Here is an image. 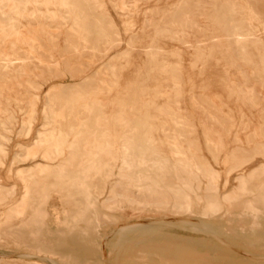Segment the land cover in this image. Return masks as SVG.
Segmentation results:
<instances>
[{"label": "rangeland", "instance_id": "374dc122", "mask_svg": "<svg viewBox=\"0 0 264 264\" xmlns=\"http://www.w3.org/2000/svg\"><path fill=\"white\" fill-rule=\"evenodd\" d=\"M14 1L20 7L17 10V14L11 12V2H6L4 8L5 11L8 12L9 19H4L2 23L0 22V36L5 38L7 35L4 40H0V55L2 56L0 59V74H2V72L6 74L0 75L2 78L4 76L2 80L0 79V82L3 83L2 88H0V113H2L0 114V184L7 189L13 190V200L21 198L23 190V186L21 185L22 183L16 176L17 169L30 165L34 166L35 164H44L45 162L50 161L45 160L42 156L44 152L52 147L54 143L62 140V135L60 137L57 134V137L52 136V134L55 135L54 133L56 132L54 131L56 129L62 127L61 129H63L66 134L63 135L64 139L62 144L58 146V148H60L57 149V152L55 153L56 155L54 154V158L49 163L58 164L60 161L63 162L66 160L69 155V158H73L75 160L87 159L88 161L94 158H101L105 160L108 158L112 159L113 157L112 175L108 177L110 181L116 179L120 172L124 173V171H121L119 167L122 160L121 158L126 156L125 153L128 151H126L127 148L125 144L132 139H139L141 140L140 142L144 144L143 148L146 149V151L155 147L154 149L160 151L162 156L172 165V169H166L165 174L171 175L173 172H176L180 178L182 177L181 179H186V181L190 180L191 186L194 188L195 192L191 195L192 203L194 206L196 205L197 210L199 209L196 212L197 215H195L196 219L200 221H207L209 219L210 221L208 220V225L210 231L207 232L204 228L199 231H192L190 224H184L182 227L177 220V222L175 220L170 222L164 221L165 218L161 215L143 213L136 216H127L123 215L121 212L115 211L113 214L120 218L119 223L105 225L100 230L101 237L99 241L103 244L104 254H107L108 252L107 247L109 241L120 237L119 234L111 235L113 231L117 230L119 225L123 223H136L140 226L139 230L131 233L132 235H127L124 242L126 244L136 241L135 243L138 244V242L142 243L141 241L144 240L143 243L147 242V245L145 244L147 247L144 246V244L140 246H143L141 248L146 247V249L144 248L146 252L149 249L152 250L151 248L153 247V251L157 248V251L154 252L161 253L163 251L162 249H164L168 243L172 244L171 240H176L173 244H177L180 248H178L177 245H175V248L170 246L172 250L174 248V250L176 249V253H180L177 249H180V251L184 249L182 251L183 253H181L186 257H189V255L192 256L193 253H197L193 255L196 258L190 256V259L193 261L197 260V258H203L207 254L205 245H213L218 247H216V249L219 250L218 254L223 253L226 255V253H228L233 261L248 262V260H250L253 264H258L262 253L257 250L253 251V249L246 248L245 244L242 243L238 236L235 234V236L232 235L233 233L231 234L230 231L227 230V222L224 218H220V216L219 218L211 216H209L210 218H207L208 216L206 217L204 214V216L202 215L200 211H202V209L204 211L206 205L203 200V194L206 195L208 193L205 191L206 181L201 177L192 179V177H190L189 170H187V166L191 163L193 164L194 160L197 159L196 156H198V158L204 157L211 167L215 168L214 170L219 175L218 195L221 197L229 193L230 190L235 187V176H237L238 173L239 175L242 173H249L259 167L261 168L262 165V168H264V153L256 154L255 157L251 159L252 161L250 160L245 163L236 171H229V174L227 167L224 164L229 153H243V151L244 153H247L252 150L254 146H260L264 149V108L262 107L264 103V0H228L229 2L227 0H82L83 2H81V0H68L71 4L79 5L82 8L81 15L86 20V23H88L87 26L89 25L88 28L84 26V29L86 28L85 30L82 28V30L79 31L75 30V26L73 25V16L70 15L66 9V13L64 12V14H62L64 10H60L62 8L54 4L51 7L53 10L51 8L49 10L51 17L50 15L48 17L47 11L45 12L44 10L45 8L40 2H37L35 3V5H37L35 6L34 12L35 17L33 16V18H36V20L39 18V21L45 22L44 31L42 33L38 31L39 25H37V27L30 26L27 23V19H24L26 17H22V15L26 12H22L21 7L26 8V5L28 6L29 4V0ZM87 1L92 2L89 4ZM222 1L224 3H222ZM219 4L221 5L219 6ZM186 7L189 9H186ZM233 7L235 8L233 9ZM184 9L189 11L186 12ZM227 9L229 10L227 11ZM177 10H179L178 14H176ZM39 12L42 13L40 14ZM61 14L63 16H61ZM179 14L181 15L179 16ZM183 14L185 17H182ZM234 16L235 18H233ZM158 17L160 18L159 21ZM45 19L46 21L48 20L47 23ZM227 19L228 21H225ZM94 21H97L100 24H98L99 29L105 31L106 28L108 29V26L111 25L115 32H106L104 35H100L98 37L100 40L96 39L91 28V24H93ZM13 22H17L18 24L16 23V25L14 23V25ZM50 22L52 25H50ZM102 23L106 28L102 26ZM48 24L51 27L48 26ZM176 24L177 27H174ZM125 26L127 28H125ZM152 26L158 30H155ZM6 27L8 30L12 27V29L9 30L10 33ZM186 27L187 30L185 29ZM70 28L71 30H69ZM87 29L89 31H87ZM70 32L71 34H69ZM154 32L156 34H154ZM248 32L250 34H248ZM82 33H85L86 35L82 36ZM49 34L53 38L52 44L56 41V49L51 48L50 54L52 59L55 60L57 64H48L49 67L45 63L34 64V72L30 73V70L20 76L18 75L19 77L14 75L8 76L11 75L9 68L14 67V62L8 58L6 59V57L2 55V52L11 55V52L20 51L22 48L24 51H29V49L26 48L27 42H29L32 38H41L45 41ZM57 35L59 37H57ZM1 37L0 39H2ZM233 38H235V40ZM237 38L239 40H237ZM241 38H243V40ZM147 39L151 41L149 42ZM74 40L75 42H73ZM85 40L88 42V45L86 43L84 45ZM147 42L148 44H146ZM10 43H13V45ZM8 45L9 48H11L10 52ZM47 51L48 50H44V53L46 54ZM239 52L243 54H240ZM102 56H104V58ZM234 58H236V61ZM151 60H153V62H151ZM68 61L71 62L69 63ZM29 63L30 61L28 62V66L31 65ZM105 64L107 66L109 65L108 67L110 68L105 66ZM4 65H7L8 67H4ZM102 67H104V78L106 75H109L111 71L112 73L115 71V74L118 75L119 78L114 76L113 73V75L111 74L112 78L115 77L116 79L114 78L111 80L114 82L101 80L102 71L98 68ZM177 68H179V71ZM67 69L70 70L67 71ZM144 69L146 71V75L148 76L144 75ZM97 70H99L98 73H96ZM74 74L76 75L74 76ZM93 75H97L98 77ZM11 77H17V79L15 80ZM141 77L143 78V87L142 91H140L142 95L132 87L128 89V85H137V82L139 81L138 78L140 79ZM175 81L178 83V88L176 87L177 83ZM19 82L24 83V92L22 90L19 92L15 91V84ZM35 85H37L39 89ZM99 85H102L103 87ZM106 88L108 90H106ZM114 88L117 89L115 90ZM131 89L133 90V93L129 92ZM154 92H157V94ZM3 93L5 95H3ZM28 94L30 96H28ZM117 94L118 96H116ZM176 94L179 96L177 100ZM129 95H131L130 97L135 95V97H132L134 98L132 106L128 102ZM18 96L19 98L16 99ZM151 96L152 98L154 96L155 97L152 99ZM252 96L253 98L260 97L258 104H254L250 100ZM72 97L75 99L71 101V99H73ZM32 99L34 100L32 101ZM2 100L5 101L3 102ZM52 100H54V102ZM118 100H122V103L119 104ZM201 100L205 102L202 104ZM206 103H209L208 105L211 108ZM25 104L28 106H25ZM123 106L124 108H122ZM104 107L105 110H103ZM148 107L150 108L148 109ZM100 113L104 114V116ZM124 113L126 116L123 115ZM95 115H97L96 118ZM49 117L53 121H51ZM139 117H142V120H145L146 123L143 124L141 119V122L138 123ZM162 117H164V119ZM103 118L106 122L103 121ZM155 119H157V121ZM94 121L96 125L93 123ZM163 121L166 122L165 125L168 123V127H165L164 123H161ZM160 125H164V127L160 128ZM1 126L3 128H1ZM175 126L180 127L176 128ZM149 127H151L150 130ZM155 128L156 132H154ZM173 128L176 129L173 130ZM149 131L152 135L154 133L155 137H152ZM167 131L170 134L172 133L171 136ZM177 132L179 133L177 134ZM186 132L189 133L187 134ZM92 133L93 135H91ZM142 133L145 134L143 135ZM159 133L164 136L159 135ZM174 135L176 137H174ZM204 135H206V138ZM156 137L158 138L155 139ZM182 138H186V140H183ZM190 140L192 141L190 142ZM208 140L212 146L211 144H208ZM95 141H98V143ZM157 141H159V143H156ZM72 142L78 143L81 149L74 152L76 147L74 146L75 149L72 147ZM180 143L183 144L185 149L184 151ZM36 144H38V147ZM171 145L173 147H171ZM93 146L95 148L94 150L92 149ZM169 147L171 149H169ZM217 147L219 150L215 149ZM85 148L86 150H84ZM173 148L175 150H173ZM91 149L94 152H92ZM122 150H124V152H122ZM33 151L36 152L33 157L28 154L25 156L23 155L24 153H31ZM96 151L98 152L96 153ZM187 151L190 153H187ZM89 152H91V154ZM211 152L214 154L213 158V155H210ZM73 153L75 155H73ZM116 153L119 155L117 156ZM109 154L112 156H109ZM113 154L115 155V158ZM74 156H76L77 159ZM176 156H179V158ZM14 157L19 159L16 160ZM188 157H190V161L185 160L189 159ZM191 160H193V162ZM175 161L177 163H175ZM181 170L184 171L182 172ZM199 179L200 181H197ZM106 190L107 188L104 193L99 196L100 200L105 197ZM60 195V193L53 191L44 203L45 210L52 216V222L47 225L48 231L43 233V236H41L42 242L45 244L51 243V240L54 237V230L60 226L61 220L59 219H62V214H59L62 212L61 207L63 206ZM196 197L201 199H198L197 201ZM8 205H10V200L0 203V213H2ZM121 215L122 217H126L122 219ZM214 219L216 221H214ZM149 221H151L152 224L148 223ZM141 225L143 226L141 227ZM51 227L54 229L52 230ZM0 235H2L3 238L5 237L3 234ZM25 235L26 234H22L23 237ZM164 236L172 238H169L171 240L168 242V240L166 241V239H164ZM148 241L152 244L148 245ZM2 242L3 241H0V243ZM153 242L155 243L153 244ZM150 245L156 246L150 247ZM148 246L150 248H148ZM158 247H161L160 250H158ZM13 248L12 244H9L7 247L0 245V263L8 264L7 261L10 263L12 261L15 262L12 264H59L52 260L54 258L52 256L50 259L45 255L38 256L35 254H28L24 250L17 251V249ZM190 248L194 249L190 250ZM122 251V249L121 251H116V255H119ZM221 251L224 252L221 253ZM150 253L148 252L149 255H151ZM199 254L202 255L200 256ZM120 257L121 256H118L119 260H115L116 258L113 260V257L104 255L102 257V264H137L135 257L134 259L131 257L129 258V256L125 258ZM157 259L158 257H150L149 260L156 262ZM239 259L241 261H239ZM42 261L44 263H42ZM115 261H117V263ZM260 264L264 263L260 262Z\"/></svg>", "mask_w": 264, "mask_h": 264}, {"label": "bare ground", "instance_id": "6f19581e", "mask_svg": "<svg viewBox=\"0 0 264 264\" xmlns=\"http://www.w3.org/2000/svg\"><path fill=\"white\" fill-rule=\"evenodd\" d=\"M24 1V0H23ZM128 1V0H125ZM192 1V0H191ZM190 1V2H191ZM196 1V0H195ZM198 1V0H197ZM200 1V0H199ZM228 1V0H227ZM6 2H11V12L17 14V10L20 8L14 0H0V22L4 19H9L8 17V12L5 11V4ZM40 2L41 5L45 8V12L47 11V16L51 17V14L49 12L50 8L55 4L57 6H60L66 13L65 9L68 11L70 15L73 16V21H74V28L75 30H82L84 29V26L86 28L89 27L87 26L88 23H86V20L84 17L81 15L82 14V8L79 5L71 4L68 2V0H29L28 6L26 5V8H22V12H26L25 14L22 15L25 16L27 19V23L30 26H36L39 25V32L42 33L44 31V24L45 22H41L36 18L34 19V12H35V3ZM80 2V1H79ZM81 2H83L81 0ZM88 2V1H87ZM92 2V1H91ZM91 2H88L89 4ZM186 2V1H185ZM189 2V1H188ZM229 2V1H228ZM85 3V1H84ZM83 3V4H84ZM182 3V2H181ZM222 3H224L222 1ZM236 3V2H235ZM97 4V3H96ZM99 4V3H98ZM189 4V3H188ZM187 4V5H188ZM201 4V3H200ZM204 4V3H203ZM25 5V4H24ZM40 5V4H38ZM183 5V4H182ZM221 4H219L220 6ZM228 5V4H227ZM185 6V5H184ZM191 6V5H190ZM189 6V7H190ZM237 6V5H236ZM38 8V7H36ZM85 8V7H84ZM88 8V7H86ZM184 8V7H182ZM219 8V7H218ZM235 7H233L234 9ZM53 10V8H51ZM56 9V8H55ZM120 9V8H119ZM186 9H189L186 7ZM184 9V11H186ZM38 10V9H37ZM89 10V9H88ZM94 10V9H93ZM98 10V9H97ZM193 10V9H191ZM220 10V9H218ZM226 10V9H225ZM229 9H227L228 11ZM236 10V9H235ZM234 10V11H235ZM41 11V9H40ZM58 11V10H57ZM179 11V10H177ZM187 10L186 12H188ZM224 11V10H223ZM237 11V10H236ZM9 12V13H11ZM55 12V11H54ZM60 12V11H59ZM129 12V11H128ZM192 12V11H190ZM233 12V10H232ZM21 13V12H20ZM40 13V12H39ZM42 13V12H41ZM40 13V14H41ZM61 13V12H60ZM179 13V12H178ZM184 13V12H183ZM219 13V12H218ZM236 13V12H235ZM12 14V13H11ZM14 14V15H15ZM59 14V13H57ZM61 14V16H63ZM20 15V14H19ZM37 15V13H36ZM85 15V14H84ZM100 15V14H99ZM181 14H179L180 16ZM223 15V14H222ZM41 16V15H40ZM45 16V15H43ZM55 16V15H54ZM66 16V15H65ZM64 16V17H65ZM71 16V17H72ZM92 16V15H91ZM184 14L182 15V17ZM227 16V15H226ZM231 16V14H230ZM18 17V16H17ZM35 17V16H34ZM57 17V16H56ZM55 17V18H56ZM97 17V16H96ZM160 17V16H159ZM158 17V21L159 18ZM185 17V16H184ZM44 18V17H43ZM68 18V17H67ZM70 18V16H69ZM106 18V17H104ZM156 18V17H155ZM162 18V17H161ZM164 18V17H163ZM178 18V17H177ZM192 18V17H191ZM190 18V19H191ZM232 18V16H231ZM235 18V16L233 17ZM22 19V18H21ZM49 19V18H48ZM59 19V18H58ZM62 19V18H61ZM165 19V18H164ZM15 20V19H14ZM17 20V19H16ZM23 20V19H22ZM43 20V19H42ZM56 20V19H55ZM156 20V19H155ZM162 20V19H161ZM160 20V21H161ZM185 20V19H184ZM194 20V19H193ZM46 21V19H45ZM48 21V20H47ZM46 21V23H47ZM52 21V19H51ZM59 21V20H58ZM90 21V20H89ZM103 21V19H102ZM156 21L157 23H159ZM163 21V20H162ZM161 21V22H162ZM181 21V20H179ZM195 21V20H194ZM225 21H228L225 20ZM224 21V22H225ZM18 22V20H17ZM16 22V23H17ZM24 22V20H23ZM26 22V20H25ZM175 22V20H174ZM231 22V21H230ZM15 22H13L14 24ZM15 23V24H16ZM51 23V22H50ZM68 23V22H67ZM105 23V22H103ZM102 23V26H103ZM228 23V22H227ZM14 24V25H15ZM18 24V23H17ZM16 24V25H17ZM54 24V22H53ZM59 24V23H58ZM72 24V23H71ZM98 22L94 21L93 24H91L92 31L94 32L95 38L98 39L100 35H104L106 32H115L113 27L111 25L108 26V29L106 30H101L98 28ZM107 24V23H106ZM20 25V24H19ZM52 25V23L50 24ZM48 24V26H50ZM63 25V24H62ZM100 25V24H99ZM181 25V24H180ZM239 25V23H238ZM21 26V25H20ZM60 26V25H59ZM162 26V25H161ZM14 27V26H13ZM18 27V26H17ZM51 27V26H50ZM56 27V26H55ZM61 27V26H60ZM72 27V25H71ZM154 28V26H152ZM151 27V28H152ZM171 27V26H170ZM177 27V24L176 26ZM183 27V26H182ZM232 27V26H231ZM241 27V26H239ZM238 27V28H239ZM7 28V27H6ZM5 28V30H6ZM10 28V27H9ZM58 28V27H56ZM85 28V29H86ZM125 28H127L125 26ZM2 29V28H1ZM12 29V27L10 28ZM9 29V30H10ZM84 29V30H85ZM155 29V28H154ZM178 29V28H176ZM175 29V30H176ZM187 30V27L185 28ZM241 29V28H240ZM8 30V28H7ZM6 30V31H7ZM8 30V31H9ZM71 30V28L69 29ZM126 30V29H125ZM150 30V29H149ZM158 30V29H155ZM238 30V29H237ZM7 31V32H8ZM87 31H89L87 29ZM153 31V30H152ZM231 31V30H230ZM239 31V30H238ZM58 32V31H56ZM135 32V31H134ZM147 32V31H146ZM180 32V31H178ZM245 32V31H244ZM247 32V31H246ZM10 33V31H9ZM47 33V32H46ZM151 33V32H150ZM177 33V32H176ZM230 33V32H229ZM237 33V32H235ZM48 34V33H47ZM46 34V35H47ZM57 34V33H56ZM71 34V32L69 33ZM83 34V33H82ZM91 34V32H90ZM111 34V33H110ZM154 34H156L154 32ZM179 34V33H178ZM181 34V33H180ZM246 34V33H245ZM248 34H250L248 32ZM55 35V34H54ZM59 35V34H58ZM57 35V37H59ZM79 35V34H78ZM86 35L85 33L82 35ZM176 35V34H175ZM182 35V34H181ZM256 35V33H255ZM7 36V35H6ZM5 36V38H6ZM42 36V35H41ZM236 36V35H235ZM239 36V35H238ZM244 36V35H243ZM252 36V35H251ZM1 37V36H0ZM39 37V36H38ZM81 37V36H80ZM92 37V36H90ZM104 37V36H103ZM109 37V36H108ZM131 37V36H130ZM157 37V36H156ZM173 37V36H172ZM182 37V36H181ZM2 38V37H1ZM5 38H2L0 40H4ZM78 38V37H77ZM86 38V36H85ZM89 38V37H87ZM101 38V37H100ZM107 38V37H106ZM115 38V37H114ZM132 38V37H131ZM176 38V37H175ZM239 38V37H238ZM237 38V40H239ZM246 38V37H245ZM257 38V36H256ZM70 39V38H69ZM68 39V41H69ZM82 39V38H81ZM84 39V38H83ZM110 39V38H109ZM113 39V38H112ZM143 39V38H142ZM151 39V38H150ZM235 40V38H233ZM243 40V38H241ZM247 39V38H246ZM52 36L50 34L46 37L45 41H43L41 38H32L29 42H27V47L29 51H24V49H20V51H15L11 52V55H8L7 53H3L2 55L8 58L9 60L14 62V67L9 68V72L11 75L8 76H20L23 73H26L27 71L34 72V64H57L55 60L52 59V56L50 54V49L55 48V43L52 44ZM89 40V39H88ZM92 40V39H91ZM100 40V39H98ZM132 40V39H131ZM136 40V39H135ZM148 40V39H147ZM182 40V39H181ZM241 40V41H242ZM79 41V39H78ZM94 41V40H93ZM96 41V40H95ZM134 41V40H133ZM144 41V40H143ZM146 41V40H145ZM149 41V40H148ZM151 41V40H150ZM149 41V42H150ZM155 41V40H154ZM1 42V41H0ZM24 42V41H23ZM75 42V40L73 41ZM90 42V41H89ZM136 42V41H135ZM142 42V41H141ZM182 42V41H181ZM85 43L87 44L88 42L85 40ZM92 43V42H91ZM145 43V42H144ZM11 44V43H10ZM9 44V45H10ZM25 44V45H26ZM83 44V43H82ZM81 44V45H82ZM102 44V43H101ZM106 44V43H105ZM116 44V43H115ZM148 44V42L146 43ZM218 44V43H217ZM236 44V43H235ZM239 44V43H238ZM241 44V43H240ZM8 45V48H9ZM13 45V43L11 44ZM73 45V44H72ZM88 45V44H87ZM98 45V44H97ZM133 45V44H132ZM215 45V44H213ZM5 46V45H4ZM18 46V45H17ZM96 46V45H95ZM130 46V44H129ZM135 46V45H134ZM241 46V45H240ZM11 47V46H10ZM20 47V46H19ZM67 47V46H66ZM71 47V46H70ZM84 47V46H83ZM136 47V46H135ZM7 48V50H8ZM74 48V47H73ZM76 48V47H75ZM131 48V47H128ZM127 48V49H128ZM144 48V47H142ZM237 48V46H236ZM244 48V47H242ZM241 48V49H242ZM9 48V52H10ZM15 49V48H14ZM56 49V48H55ZM44 50H48L46 54L44 53ZM53 50V49H52ZM136 50V49H135ZM243 50V49H242ZM3 51V50H2ZM13 51V49H12ZM54 51V50H53ZM68 51V49H67ZM70 51V50H69ZM100 51V50H99ZM129 51V50H128ZM137 51V50H136ZM139 51V49H138ZM149 51V50H148ZM159 51V50H158ZM1 52V51H0ZM8 52V51H7ZM134 52V51H133ZM152 52V51H151ZM157 52V51H156ZM237 52V51H236ZM129 53V52H128ZM132 53V52H131ZM136 53V52H135ZM238 53V52H237ZM240 53V52H239ZM244 53V51H243ZM240 53V54H243ZM30 54V55H29ZM64 54V53H62ZM140 54V53H138ZM147 54V53H146ZM149 54V52H148ZM147 54V56H148ZM231 54V53H229ZM77 55V54H76ZM154 55V54H153ZM160 55V54H159ZM246 55V54H244ZM123 56V55H122ZM146 56V55H145ZM0 55V59H1ZM4 57V58H5ZM71 57V56H69ZM73 57V56H72ZM104 58V56H102ZM156 57V56H155ZM161 57V56H160ZM236 57V56H235ZM240 57V56H238ZM74 58V57H73ZM76 58V57H75ZM125 58V56H124ZM140 58V56H139ZM232 58V57H231ZM242 58V57H241ZM244 58V57H243ZM3 59V58H2ZM30 61L28 66V60ZM62 59V58H61ZM65 59V57H64ZM77 59V58H76ZM236 61V58H234ZM112 60V59H111ZM142 60V59H141ZM240 60V59H239ZM5 61V60H4ZM62 61V60H61ZM177 61V60H176ZM69 62V61H68ZM71 62V61H70ZM69 62V63H70ZM113 62V61H112ZM143 62V61H142ZM153 62V60H151ZM179 62V61H177ZM66 63V62H65ZM68 63V64H69ZM75 64V63H73ZM176 64V63H175ZM63 65V64H62ZM179 65V64H178ZM7 65H4V67ZM13 66V65H12ZM36 66V65H35ZM109 66V65H108ZM113 66V65H112ZM1 67V66H0ZM3 67V68H4ZM8 67V66H7ZM6 67V68H7ZM43 67V66H42ZM49 67V66H48ZM69 67V66H68ZM156 67V66H155ZM179 67V66H178ZM45 68V67H44ZM110 68V67H109ZM174 68V67H173ZM59 69V68H58ZM179 71V68H177ZM1 70V69H0ZM8 70V68H7ZM33 70V71H32ZM70 70V69H69ZM67 69V71H69ZM113 70V69H112ZM173 70V69H172ZM175 70V69H174ZM47 71V70H46ZM54 71V70H53ZM66 71V72H67ZM99 70H97L96 73H98ZM65 72V73H66ZM72 72V70H71ZM70 72V73H71ZM7 73V71H6ZM44 73V72H43ZM48 73V71H47ZM100 73V72H99ZM175 73V72H174ZM2 74H5L2 72ZM0 74V75H2ZM52 74V73H51ZM6 75V74H5ZM76 74H74L75 76ZM90 75V74H89ZM113 75V73H112ZM178 75V73H177ZM18 76V77H19ZM34 76V75H33ZM48 76V75H47ZM60 76V75H58ZM98 77L97 75H93ZM148 76V75H146ZM35 77V76H34ZM46 77V76H43ZM53 77V76H52ZM100 77V76H99ZM179 77V76H178ZM4 78V76H3ZM0 76V79H3ZM14 78V77H11ZM9 78V79H11ZM115 78V77H114ZM112 78V79H114ZM260 78V77H259ZM15 80L17 77L14 78ZM101 79V77H100ZM116 79V78H115ZM178 79V78H176ZM8 80V79H6ZM12 80V79H11ZM86 80V79H85ZM102 80V79H101ZM262 80V79H261ZM5 81V79H4ZM9 81V80H8ZM36 81V80H35ZM44 81V80H43ZM95 81V80H93ZM98 81V80H97ZM100 81V80H99ZM117 81V80H116ZM7 82V81H6ZM10 82V81H9ZM86 82V81H85ZM114 82V81H112ZM262 82V81H260ZM100 83V82H99ZM109 83V82H107ZM106 83V84H107ZM2 82H0V88H2ZM111 84V83H110ZM9 85V84H8ZM112 85V84H111ZM110 85V86H111ZM13 86V85H12ZM9 86V87H12ZM24 83H17L15 84V91L19 92L22 90L23 92L25 91L24 88ZM37 86V85H35ZM102 86V85H99ZM109 86V85H108ZM118 86V85H116ZM30 87V86H29ZM91 87V86H90ZM103 87V86H102ZM112 87V86H111ZM36 88V87H35ZM38 88V86H37ZM39 89V88H38ZM85 89V88H84ZM105 89V88H104ZM115 89V88H114ZM117 89V88H116ZM115 89V90H116ZM119 89V87H118ZM130 89V88H128ZM127 89V90H128ZM28 90V89H27ZM30 90V89H29ZM83 90V89H82ZM92 90V89H91ZM106 90H108L106 88ZM33 91V90H31ZM51 91V90H50ZM133 90L131 89L132 92ZM179 91V90H178ZM34 92V91H33ZM47 92V91H46ZM80 92V91H79ZM94 92V91H93ZM97 92V91H95ZM101 92V91H100ZM109 92V91H108ZM126 92V91H125ZM124 92V93H125ZM161 92V91H160ZM29 93V92H28ZM133 93V92H132ZM135 93V92H134ZM140 93V92H139ZM138 93V94H139ZM157 94V92H154ZM153 93V94H154ZM177 93V92H176ZM2 94V91H1ZM26 94V93H24ZM77 94V93H76ZM122 94V93H121ZM141 94V93H140ZM3 95H5L3 93ZM46 95V94H45ZM125 95V94H124ZM142 95V94H141ZM177 95V94H176ZM24 96V95H23ZM22 96V97H23ZM28 96H30L28 94ZM51 96V95H50ZM68 96V95H67ZM74 96V95H73ZM77 96V95H76ZM118 96V94L116 95ZM123 96V95H122ZM129 95L128 102L133 105V99L132 97H135V95H132L130 97ZM153 96V95H152ZM151 96V98H152ZM21 97V96H20ZM55 97V96H54ZM66 97V96H65ZM142 97V96H141ZM155 97V96H154ZM153 97V98H154ZM5 98V97H4ZM19 96L16 98L18 99ZM70 98V97H69ZM73 98V97H72ZM77 98V97H76ZM140 98V97H139ZM152 98V99H153ZM158 98V97H157ZM178 98V97H177ZM260 97H255L250 99L254 104H258V100ZM56 99V98H55ZM68 100V98L66 97ZM75 98L71 99L74 100ZM138 99V98H137ZM34 99H32L33 101ZM124 100V99H123ZM172 100V99H171ZM3 101V100H2ZM5 101V100H4ZM3 101V102H4ZM16 101V100H15ZM54 102V100H52ZM62 101V100H61ZM202 101V100H201ZM200 101V102H201ZM18 102V101H17ZM15 102V103H17ZM69 102V101H68ZM119 104L122 103V100H118ZM126 102V101H125ZM179 102V101H176ZM205 102V101H204ZM202 101V104L204 103ZM58 103V102H57ZM66 103V102H65ZM73 103V102H71ZM152 103V102H151ZM7 104V101H6ZM10 104V103H9ZM19 104V102H18ZM61 104V103H60ZM207 104V103H206ZM209 104V103H208ZM207 104V105H208ZM1 105V103H0ZM14 105V103H13ZM32 105V104H31ZM51 105V104H50ZM90 105V104H89ZM88 105V106H89ZM7 106V105H6ZM18 106V105H17ZM25 106H28L25 104ZM55 106V104H54ZM67 106V105H66ZM112 106V104H111ZM148 106V105H147ZM209 106V105H208ZM212 106V105H211ZM206 107V105H205ZM210 107V106H209ZM264 108V103L262 105ZM47 108V107H46ZM51 108V107H49ZM108 108V107H107ZM124 108V106L122 107ZM121 108V109H122ZM150 107H148L149 109ZM208 108V107H207ZM211 108V107H210ZM5 109V108H4ZM18 109V108H16ZM23 109V108H22ZM53 109V108H52ZM59 109V107H58ZM128 109V108H127ZM131 109V108H130ZM21 110V109H20ZM69 110V109H67ZM93 110V107H92ZM95 110V109H94ZM105 110V107L104 109ZM120 110V109H119ZM132 110V109H131ZM147 110V109H146ZM182 110V109H181ZM48 111V110H47ZM51 111V110H50ZM73 111V110H72ZM108 111V110H107ZM121 111V110H120ZM177 111V110H176ZM180 111V110H178ZM1 112V111H0ZM6 112V111H5ZM105 112V111H104ZM127 112V111H126ZM125 112V113H126ZM217 112V110H216ZM215 112V113H216ZM31 113V112H30ZM29 113V114H30ZM97 113V112H96ZM120 113V112H118ZM125 113L123 115H125ZM219 113V112H218ZM2 114V113H0ZM6 114V113H5ZM49 114V113H48ZM101 114V113H100ZM104 116V114H101ZM115 115V114H114ZM131 115V114H130ZM128 115V116H130ZM144 115V114H143ZM178 115V114H176ZM219 115V114H218ZM94 116V114H93ZM126 116V115H125ZM181 116V114H180ZM220 116V115H219ZM8 117V116H7ZM10 117V116H9ZM97 115H95V118ZM106 117V116H105ZM168 117V116H167ZM173 117V116H171ZM182 117V116H181ZM180 117V118H181ZM3 118V117H2ZM50 118V117H49ZM94 118V117H93ZM94 118V119H95ZM113 118V117H112ZM116 118V117H114ZM133 118V117H132ZM135 118V116H134ZM158 118V117H157ZM164 119V117H162ZM170 118V117H169ZM168 118V119H169ZM12 119V118H11ZM100 119V117H99ZM98 119V120H99ZM104 119V118H103ZM130 119V118H129ZM142 117H139L138 123L141 122ZM5 120V119H4ZM31 120V119H30ZM46 120V119H45ZM51 120V118H50ZM71 120V119H70ZM110 120V119H109ZM153 120V119H152ZM157 121V119H155ZM166 120V119H165ZM175 120V119H174ZM44 121V120H43ZM53 121V120H51ZM97 121V120H96ZM101 121V120H100ZM105 121V119L103 120ZM102 121V122H103ZM176 121V120H175ZM6 122V121H5ZM106 122V121H105ZM126 122V121H125ZM150 122V121H149ZM168 122V121H167ZM178 122V121H176ZM3 123V122H2ZM7 123V122H6ZM5 123V124H6ZM49 123V122H48ZM58 123V122H57ZM72 123V122H71ZM95 123V121L93 122ZM98 123V122H97ZM142 123L145 124L146 121L142 120ZM156 123V122H155ZM165 123L166 122H161ZM174 123V122H173ZM183 123V122H182ZM47 124V123H46ZM127 124V122H126ZM141 124V123H140ZM157 124V123H156ZM160 124V123H159ZM168 124V123H167ZM165 125V127L168 125ZM3 125V124H2ZM73 125V124H72ZM71 125V127H72ZM96 125V123H95ZM152 125V124H151ZM154 125V124H153ZM164 125H160V128L164 127ZM170 125V124H169ZM174 125V124H173ZM48 126V125H47ZM53 126V125H52ZM56 126V125H55ZM68 126V125H67ZM132 126V125H130ZM138 126V124H137ZM146 126V125H145ZM144 126V127H145ZM92 127V126H91ZM90 127V128H91ZM98 127V126H97ZM154 127V126H153ZM171 127V126H170ZM169 127V128H170ZM174 127V126H172ZM176 127V126H175ZM180 127V126H178ZM176 127V128H178ZM203 127V126H202ZM1 128H3L1 126ZM47 128V127H46ZM62 128V127H61ZM56 129L54 132L55 135L52 134V136H56V134L60 137L62 135V140L59 142H56L50 147L49 149H45L46 151L43 154V158L45 160H50L49 162L52 161L54 158V154L57 152L58 146L62 144L63 141V135L66 134L63 129ZM137 128V127H136ZM157 128V126H156ZM156 128L155 131L156 132ZM159 128V127H158ZM176 128H173L176 129ZM183 128V127H181ZM186 128V127H185ZM99 129V128H98ZM134 129V128H133ZM151 127H149V130ZM202 129V128H201ZM80 130V129H79ZM158 130V129H157ZM93 131V130H92ZM145 131V130H144ZM164 131V130H163ZM172 131V129H171ZM179 131V130H178ZM49 132V131H48ZM88 132V131H87ZM95 132V131H94ZM99 132V131H98ZM150 132V131H149ZM161 132V130H160ZM168 132V131H167ZM181 132V131H179ZM177 132V134L179 133ZM203 132V130H202ZM90 133V132H89ZM109 133V132H108ZM134 133V132H133ZM151 133V132H150ZM166 133V132H165ZM164 133V134H165ZM169 133V132H168ZM187 133V132H186ZM189 133V132H188ZM187 133V134H188ZM195 133V132H194ZM95 134V133H94ZM115 134V133H114ZM131 134V133H130ZM143 134V133H142ZM145 134V133H144ZM143 134V135H144ZM158 134V133H157ZM156 134V135H157ZM170 134V133H169ZM168 134V135H169ZM172 134V133H171ZM170 134V136H171ZM175 134V133H174ZM45 135V134H44ZM51 135V132H50ZM88 135V133H87ZM93 135V133L91 134ZM90 135V137H91ZM128 135V134H126ZM152 135V133H151ZM159 135H162L159 133ZM115 136V135H113ZM154 136V133L152 137ZM164 136V135H162ZM182 136V135H181ZM187 136V135H185ZM203 136V134H202ZM206 135H204L205 137ZM252 136V135H251ZM57 137V136H56ZM89 137V138H90ZM94 137V136H93ZM135 137V136H134ZM155 137V136H154ZM174 137H176L174 135ZM184 137V134H183ZM202 137V138H204ZM48 138V137H47ZM86 138V137H85ZM103 138V137H102ZM107 138V137H106ZM114 138V137H113ZM125 138V137H124ZM156 137L155 139H157ZM161 138V137H160ZM168 138V137H167ZM190 138V136H189ZM206 138V137H205ZM40 139V138H39ZM49 139V138H48ZM95 139V138H94ZM111 139V138H110ZM143 139V138H142ZM153 139V138H152ZM183 139V138H182ZM180 139V140H182ZM186 140V138H184ZM183 139V140H184ZM41 140V139H40ZM45 140V139H44ZM86 140V139H85ZM91 140V139H90ZM129 140V139H128ZM127 140V141H128ZM149 140V139H148ZM162 140V139H161ZM160 140V141H161ZM167 140V139H166ZM178 140V139H177ZM38 141V140H37ZM50 141V140H48ZM88 141V139H87ZM104 141V140H103ZM123 141V140H122ZM121 141V143H122ZM126 141V140H125ZM141 140L139 139H132L129 142H125L126 144V156H123L121 158V164L119 169L121 171H124V173L120 172L118 174V177L112 181L108 179L112 175V159H101V158H94L91 160L87 159H78L75 160L73 158L67 157L66 160L63 162L60 161L58 164H52L49 162H45L44 164H35L23 167V168H18L16 171V176L18 179L21 181V185L23 186L22 190V196L21 198L17 200H13L12 198V189H7L3 185L0 184V203L5 202L6 200H10V205H8L2 213H0V234L5 235L3 238L2 235L0 238V241H3L0 243L2 246H9V244H12V247L18 250H24L28 254H35L38 256L45 255L46 257L50 258L51 256L54 257L52 260L54 262H57L59 264H102L103 259L102 257L104 255H109L110 257H113V260H117L118 256H121L123 258L129 256V258L135 257V260L137 261V264H253L252 261L248 260L245 262H236L233 261L232 258L229 256L228 253L224 255L221 251L222 254H218V251L215 246L213 245H205V248L207 249V254L203 258H197V260L193 261L189 257L184 256L182 251L180 249H177L178 252L176 253L175 245L173 242L176 240H171L169 238L172 237H165L166 241L168 242L171 240V243H166L167 245L165 246L163 251L161 253H156L153 251V247L151 248L152 250H148L146 252V243H126L125 244V237L129 234L132 235L131 233L139 230L140 226L138 224H120L117 228V230L113 231L111 235L119 234V238L117 239H112L108 243L107 247V254H104L103 250V244L100 243L99 239L101 237L100 230L103 228L105 225L108 224H115L119 223L120 218L118 216H115L113 213L115 211L121 212L123 215L127 216H136L140 215L143 213H150L153 215H161L164 216V221L170 222L172 220H177L179 224L182 226L184 224H190L191 225V230L192 231H199L202 230L203 228L205 230L210 231L208 222L209 221H200L196 219V212L197 210L196 205L194 206L192 203V198L191 195L194 192V188L191 186L190 180L186 181L181 179L179 175L176 172H173L171 175L165 174L166 169H172V165L168 162L167 159H165L161 152L158 151L157 149H149L146 151V149L143 148V143L140 142ZM150 141V140H149ZM153 141V140H152ZM192 140H190L191 142ZM91 142V141H90ZM93 142V141H92ZM98 143V141H95ZM151 142V141H150ZM163 142V141H162ZM161 142V143H162ZM176 142V141H175ZM178 142V141H177ZM189 142V140H188ZM187 142V143H188ZM207 142V140H206ZM252 142V141H251ZM87 143V142H86ZM104 143V142H103ZM156 143H159L157 141ZM155 143V144H156ZM173 143V141H172ZM186 143V144H187ZM45 144V143H44ZM52 144V143H51ZM89 144V143H87ZM86 144V145H87ZM94 144V143H93ZM101 144V143H100ZM110 144V143H109ZM148 144V142H147ZM151 144V143H150ZM167 144V142H166ZM170 144V143H169ZM181 144V143H180ZM189 144V143H188ZM187 144V146H188ZM206 144V143H205ZM208 144L209 140H208ZM38 147V144H36ZM82 145V144H81ZM124 145V146H125ZM149 145V144H148ZM157 145V144H156ZM162 145V144H161ZM174 145V143H173ZM178 145V143H177ZM183 147V144H181ZM190 145V144H189ZM215 145V144H214ZM31 146V145H30ZM76 147V149L74 148ZM85 146V145H84ZM104 146V145H103ZM112 146V145H111ZM114 146V145H113ZM163 146V145H162ZM180 146V145H179ZM192 146V145H191ZM212 146V144H211ZM219 146V145H218ZM72 147L75 149L74 152L79 151L81 148L78 145V143H73L72 142ZM99 147V146H98ZM106 147V146H104ZM171 147H173L171 145ZM177 147V146H176ZM207 147V146H206ZM216 147V146H214ZM220 147V146H219ZM97 148V146H96ZM121 148V146H120ZM123 148V146H122ZM198 148V147H197ZM205 148V146H204ZM210 148V147H209ZM41 149V148H39ZM90 149V148H89ZM94 150V146L92 147ZM91 149V151H92ZM102 149V148H101ZM112 149V148H111ZM169 149H171L169 147ZM180 149V148H179ZM178 149V150H179ZM195 149V148H194ZM214 149V148H213ZM216 150H219V148H215ZM25 150V149H24ZM86 150V148L84 149ZM98 150V149H96ZM113 150V149H112ZM125 150V149H124ZM122 150V152H124ZM173 150H175L173 148ZM182 150V149H180ZM183 147V151H184ZM189 150V148H188ZM99 151V150H98ZM96 151V153L98 152ZM121 151V150H120ZM167 152V150L165 149ZM164 151V152H165ZM182 151V152H183ZM194 151V150H192ZM214 151V150H213ZM86 152V151H85ZM94 152V151H92ZM106 152V151H105ZM103 152V153H105ZM110 152V151H109ZM121 152V153H122ZM177 152V148H176ZM179 152V151H178ZM195 152V151H194ZM197 152V151H196ZM217 152V151H216ZM246 152V151H245ZM91 154V152H89ZM113 153V152H112ZM115 153V151H114ZM171 153V151H170ZM187 153H190L187 151ZM193 153V152H192ZM198 153V152H197ZM215 153V152H214ZM264 149L260 146H254L252 150L248 151L247 153H229L227 155V158L225 159L224 164L227 167L228 174L231 171H236L244 165L245 163L249 162L251 159L255 157L256 154H263ZM31 155L33 157L36 152L33 151L31 153H24L23 155ZM101 154V153H100ZM106 154V153H105ZM104 154V155H105ZM117 154V153H116ZM169 154V153H168ZM177 154V153H176ZM41 155V154H40ZM56 155V154H55ZM73 155H75L73 153ZM99 155V153H98ZM111 154H109L110 156ZM114 155V154H113ZM119 154H117L118 156ZM164 155V154H163ZM180 155V154H177ZM192 155V154H191ZM208 155V154H207ZM212 158L214 157V154ZM218 155V154H217ZM20 156V155H18ZM94 156V155H93ZM112 156V155H111ZM116 156V157H117ZM165 156V155H164ZM167 156V155H166ZM174 156V155H173ZM181 156V155H180ZM73 157V156H72ZM76 157V156H74ZM99 157V156H97ZM102 157V156H101ZM106 157V156H105ZM179 158V156H176ZM15 158V157H14ZM91 158V157H90ZM115 158V155H114ZM182 158V157H181ZM190 161V157H188ZM196 160H191L193 164L191 163L189 166H187V170H189L190 177L193 178H203L205 179L206 183V189L208 193L204 195V201L206 203L205 205V210L200 211L202 215L204 214L207 218L211 217H218L224 218L227 222V230L230 231L232 235H236L241 239L242 243L245 244L246 248L253 249V251L257 250L262 253L260 256V262L264 263V168L259 167L258 169H255L254 171L247 172V173H242L236 177V184L235 187L230 190L229 193H227L224 196H219L218 195V178L219 175L218 173L214 170L215 168H212L211 165L208 163V161L204 157H199L196 156ZM217 158V157H215ZM16 160L19 158H15ZM30 159V158H29ZM77 159V157H76ZM183 159V160H184ZM87 160V161H86ZM181 160V159H180ZM20 161V160H18ZM116 161V160H115ZM174 161V160H173ZM252 161V160H251ZM21 162V161H20ZM187 162V161H185ZM13 163V162H12ZM175 163H177L175 161ZM188 163V162H187ZM11 165V164H10ZM180 166V165H179ZM175 167V166H173ZM256 167V166H255ZM179 168V167H178ZM175 168V169H178ZM186 170V169H184ZM183 170V171H184ZM253 170V169H252ZM15 171V170H14ZM182 171V170H181ZM182 171V172H183ZM230 171V172H229ZM226 172V171H225ZM236 173V174H237ZM11 174V173H10ZM229 176V175H228ZM228 178V177H227ZM197 181H200L197 180ZM192 182V181H191ZM193 183V182H192ZM196 183V181H195ZM197 185V184H196ZM199 186V185H198ZM9 188V187H8ZM13 188V187H12ZM106 190L105 197L100 200L99 196L102 195ZM199 188V187H198ZM197 189V188H196ZM56 191L60 193L61 201L63 206L62 212L59 214L62 216V219L60 218V226L54 230V237L51 240V243L45 244L42 242L41 236H43V233L47 232V225L52 222V216L51 214L45 210L44 208V203L50 196V193ZM57 194V193H56ZM202 195V196H203ZM199 197V196H197ZM197 201L199 198H197ZM201 197V195H200ZM195 198V197H194ZM201 199V198H200ZM199 199V200H200ZM8 202V201H7ZM202 202V201H201ZM195 204V203H194ZM47 205V203H46ZM201 205V204H200ZM20 207V209H19ZM199 208V207H198ZM201 215V216H202ZM203 215V216H204ZM222 216V217H221ZM126 217V216H124ZM124 217L121 218L123 219ZM138 217V216H137ZM58 218V217H57ZM205 218V217H204ZM121 219V220H122ZM137 219V218H136ZM58 220V221H59ZM218 220V219H217ZM223 220V219H222ZM176 221V222H177ZM214 221H216L214 219ZM123 222V221H122ZM225 222V221H224ZM126 223V222H125ZM148 223H151L149 221ZM211 223V222H210ZM152 224V223H151ZM146 225V224H145ZM143 225H141L142 227ZM183 227V226H182ZM212 227V226H211ZM109 228V227H108ZM114 228V227H113ZM52 229V227H51ZM54 229V228H53ZM52 229V230H53ZM115 229V228H114ZM190 230V231H191ZM226 231V230H225ZM227 231V232H228ZM137 233V232H136ZM211 233V232H210ZM226 233V232H225ZM229 233V232H228ZM22 234H26L24 237ZM45 235V234H44ZM234 235V236H235ZM141 238V237H140ZM179 238V237H177ZM139 239V238H138ZM135 240V239H134ZM178 240V239H177ZM140 241V240H139ZM186 241V240H185ZM163 242V241H162ZM174 242V243H175ZM155 242H153L154 244ZM164 243V242H163ZM191 243V242H190ZM146 246L144 248H141L143 245ZM146 244V245H145ZM152 244L151 242L148 241V245ZM193 244V243H192ZM187 245V244H186ZM151 246H156V245H150ZM174 247L173 250L171 247ZM178 246V245H177ZM191 246V245H190ZM203 246V245H201ZM148 246V248H150ZM163 247V246H162ZM192 247V246H191ZM194 247V246H193ZM224 247V246H223ZM13 248V249H14ZM161 248V247H160ZM158 247V250H160ZM177 248V247H176ZM178 248H180L178 246ZM187 248V247H186ZM196 248V247H195ZM218 248V247H217ZM4 249V248H3ZM11 249V248H7ZM123 250L119 255H116V251H121ZM155 249V248H154ZM194 249V248H193ZM190 248V250H193ZM227 249V248H226ZM16 251V250H15ZM154 253H153V252ZM148 252L152 255H149ZM182 252V253H181ZM186 252V251H185ZM190 252V251H189ZM90 254V255H89ZM186 254V253H184ZM197 253H193L195 255ZM80 255V256H77ZM192 255V256H193ZM200 255V254H199ZM198 255V256H199ZM202 255V254H201ZM200 255V256H201ZM257 255V254H256ZM191 256V257H192ZM120 257V258H121ZM150 257H158L157 261L153 262L152 260H149ZM196 258L195 256H193ZM44 259V258H43ZM51 259V258H50ZM152 259V258H151ZM250 259V258H249ZM119 260V259H118ZM122 260V259H121ZM149 260V261H148ZM253 260V259H252ZM33 261V260H32ZM41 261V260H40ZM44 261V260H43ZM42 261V263H44ZM126 261V260H125ZM239 261H241L239 259ZM254 261V260H253ZM5 262V261H3ZM117 263V261H115ZM114 262V263H115ZM258 262V264H260ZM6 263V262H5ZM8 264H12L15 262L11 263L7 261ZM2 264V263H0Z\"/></svg>", "mask_w": 264, "mask_h": 264}, {"label": "crops", "instance_id": "0c3cea01", "mask_svg": "<svg viewBox=\"0 0 264 264\" xmlns=\"http://www.w3.org/2000/svg\"><path fill=\"white\" fill-rule=\"evenodd\" d=\"M176 14H178V11L176 12ZM105 66H107L106 64H105ZM108 67V66H107ZM109 68V67H108ZM144 68V67H143ZM98 69H101V71H102V80H108V81H112L111 79H112V71L110 72V74L109 75H106V77L104 78V67H102V68H98ZM114 70V69H113ZM114 73V76H117L118 77V75H116L115 74V71L113 72ZM172 73H173V70H172ZM144 75L146 76V71H145V69H144ZM173 76V75H172ZM119 78V77H118ZM138 82H137V85L135 84V85H128V87L129 88H134L137 92H140V91H142V87H143V83H142V80H143V78L141 77L140 79L138 78ZM176 82V81H175ZM177 83V82H176ZM176 87L178 88V83L176 84ZM139 95V94H138ZM177 97H179V96H177L176 95V100H177Z\"/></svg>", "mask_w": 264, "mask_h": 264}]
</instances>
